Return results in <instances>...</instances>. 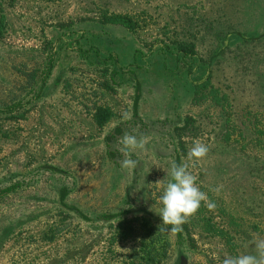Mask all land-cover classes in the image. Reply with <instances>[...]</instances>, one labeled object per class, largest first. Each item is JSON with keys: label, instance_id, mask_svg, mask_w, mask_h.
I'll use <instances>...</instances> for the list:
<instances>
[{"label": "rangeland", "instance_id": "rangeland-1", "mask_svg": "<svg viewBox=\"0 0 264 264\" xmlns=\"http://www.w3.org/2000/svg\"><path fill=\"white\" fill-rule=\"evenodd\" d=\"M2 8L0 109L19 101L24 112L0 113V188L18 184L0 199V264H111L103 248L111 224L98 217L126 212L158 224L177 153L216 208L202 203L179 244L169 233L160 264L181 256L222 264L253 251V239L264 238V148L246 142L264 124V0H5ZM103 12L137 27L102 24ZM48 52L54 66L39 90ZM20 70L34 71V82L25 86ZM207 77L206 89L226 95L222 109L191 98ZM136 83V116L124 120ZM94 104L112 112L103 126L92 119ZM126 132L149 141L131 154L132 171L121 167ZM195 141L210 150L194 163L187 154ZM61 188L75 211L60 209ZM56 222L66 231L49 239Z\"/></svg>", "mask_w": 264, "mask_h": 264}, {"label": "trees", "instance_id": "trees-1", "mask_svg": "<svg viewBox=\"0 0 264 264\" xmlns=\"http://www.w3.org/2000/svg\"><path fill=\"white\" fill-rule=\"evenodd\" d=\"M5 0H0V37L4 32L5 29V20H4V14H3V8H2V2ZM100 22L102 24H114L119 27L126 28L128 30L135 29L136 22H134L129 16L119 14V13H109V12H103L99 16ZM252 40V39H250ZM177 49L184 54H189L192 50L187 47H183L181 44L178 45ZM53 54L47 53L45 56L44 61V67L41 70L40 74V80L38 89L40 90L47 79L48 75L50 74L52 68H53ZM25 77V86H29L31 83L34 82V71H30L29 73H26L24 70H20ZM209 80V77H207L204 81L199 83H194L192 85V99L200 100L203 102H208L209 104L215 105L222 109L226 102V95H218V91L213 88L212 86H209L207 88V82ZM138 100V84L136 83L134 85V95H133V101H132V115L136 116V105ZM24 112L23 105L19 101L12 102L10 104L2 106L0 109V113H8L11 117H20L22 116ZM91 116L93 121L98 126H103L104 123H106L110 117L112 116V112L109 110V108L105 107H96L95 104L91 106ZM232 115V113L230 114ZM227 119H225L226 121ZM230 120V119H229ZM231 125L235 127L236 123L234 122V119L231 120ZM239 124H246L249 123V120H238ZM254 128V131L250 134V139L246 143H254L256 146L260 147L261 149L264 148V124H262L258 128ZM112 134L119 135L120 129L118 127L114 128L112 131ZM225 139L229 141L230 137L228 133H225ZM237 136V135H236ZM106 139H109V137L106 136ZM250 140V141H249ZM244 141L241 143V148L244 147V144H246ZM179 154L177 153L175 155L174 161L176 163H179ZM264 161V159H263ZM18 184L12 183L5 187L0 188V199L5 197L7 194H10L11 192H14L17 190ZM65 190L63 188L59 189L58 192V205L60 206V209L64 210H74L72 207L68 206L65 201ZM62 210V211H64ZM75 211V210H74ZM66 213V211H64ZM75 218L78 217V220L80 218L87 220V218L82 215L79 212H74ZM126 212H118V213H111V214H105L100 215L98 217V220L105 224H111V233L107 236L106 242L104 243V251L109 255L108 259L109 262L112 264H160L168 255L167 250V235H169L170 232L164 231L163 229L165 227L170 226H164L162 225V219H159V223L155 225L150 219L143 218L141 220H138L136 216L134 217H126ZM209 226L211 227V230L209 232H213L214 227H212V224L209 223ZM66 224H62V222H56L54 223V227L51 228L48 232H51V235L49 239H53L55 236L63 234L66 230ZM186 226L183 225V231L178 234L170 233L174 236V243L179 244L180 240L182 239L183 232H186ZM234 230V229H233ZM235 231V230H234ZM187 233V232H186ZM236 233L229 230H226L223 232V237H226L229 240V244L231 246H238L236 241ZM48 239V240H49ZM129 245L128 250L126 253L122 254L119 252V249H122L124 246ZM122 247V248H121ZM118 250V251H117ZM108 261H106L105 264ZM179 264H194L192 262H185L184 257H180Z\"/></svg>", "mask_w": 264, "mask_h": 264}, {"label": "clouds", "instance_id": "clouds-1", "mask_svg": "<svg viewBox=\"0 0 264 264\" xmlns=\"http://www.w3.org/2000/svg\"><path fill=\"white\" fill-rule=\"evenodd\" d=\"M132 114L130 111L122 113V119L130 120ZM148 137L144 135H134L125 133L121 139L122 147L120 151L124 154L121 161V167L129 171L137 167L138 161L131 158V154L137 150H145L148 144ZM209 146L195 141L188 151L189 161L199 162L203 160L209 152ZM170 176L162 195L159 197L162 205L160 217L165 227L163 230L178 234L183 231V225L188 223L190 218L197 214L202 203L208 210H214L216 204L211 201L206 192L202 191L197 183L198 177L190 171L188 163L171 162L170 170L167 173ZM223 185H218L212 191L219 194ZM253 251L250 253H240L239 255H226L222 264H264V238L257 237L251 242Z\"/></svg>", "mask_w": 264, "mask_h": 264}]
</instances>
